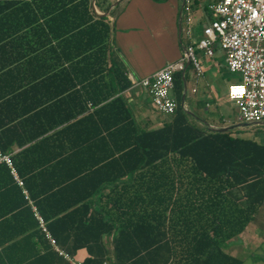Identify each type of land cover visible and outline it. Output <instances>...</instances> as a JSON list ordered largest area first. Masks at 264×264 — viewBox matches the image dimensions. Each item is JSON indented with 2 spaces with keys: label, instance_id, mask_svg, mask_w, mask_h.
I'll return each instance as SVG.
<instances>
[{
  "label": "trees",
  "instance_id": "trees-1",
  "mask_svg": "<svg viewBox=\"0 0 264 264\" xmlns=\"http://www.w3.org/2000/svg\"><path fill=\"white\" fill-rule=\"evenodd\" d=\"M6 13L0 29L43 17L67 62L59 75L76 78L77 112L48 161L34 164L29 153L49 150L50 141L12 155L22 185L0 164V264H70L48 235L76 260L85 252L83 264H244L225 243L252 223L264 234V142L239 127L215 131L185 110L182 71L175 112L157 126L139 120L123 95L133 83L112 24L92 0H0ZM6 133L0 148L11 154ZM249 256L264 261V253Z\"/></svg>",
  "mask_w": 264,
  "mask_h": 264
},
{
  "label": "crops",
  "instance_id": "crops-1",
  "mask_svg": "<svg viewBox=\"0 0 264 264\" xmlns=\"http://www.w3.org/2000/svg\"><path fill=\"white\" fill-rule=\"evenodd\" d=\"M108 1L111 2L109 11L96 7V12L99 15L108 13L104 16H108L113 27L114 49L130 79L151 76L168 62L184 57L188 39L184 34L183 0ZM204 12L209 14V20L194 32V19L199 13L196 14L191 6L193 41L204 37V30L210 23L209 7ZM0 15L10 18L7 13ZM15 25L4 22L0 29V37L6 36L0 41V134L7 132L3 138L5 144L11 145V155L18 159L29 149L50 141L49 150L39 147L38 151L29 153L34 164L44 163L58 153L60 132L76 120V78L59 75L67 62H62L59 42L50 38L43 17L21 29H15ZM200 57L203 76L198 77L191 64L186 71L192 81V97L188 101L187 80L186 89H183L185 107L208 118L212 127L229 126L232 124L228 117L230 109L235 107L238 111L237 105L228 98L229 86L222 92L216 80L206 79L207 73L214 69L229 70L225 53L216 47L214 56L200 52ZM123 95L139 120L150 117L155 126L161 124L163 116L154 111L151 98L142 88L132 85ZM221 117H224L223 125L219 122ZM68 143H74V133H69ZM24 164L28 167L31 161ZM85 255L81 253L80 261Z\"/></svg>",
  "mask_w": 264,
  "mask_h": 264
},
{
  "label": "built area",
  "instance_id": "built-area-1",
  "mask_svg": "<svg viewBox=\"0 0 264 264\" xmlns=\"http://www.w3.org/2000/svg\"><path fill=\"white\" fill-rule=\"evenodd\" d=\"M211 19L204 30V37L192 40V18L190 0L184 1V34L188 39L185 55L180 60L168 62L153 75L136 80L131 77L133 86L142 88L151 98L153 106L162 115L175 112L178 102L171 95L174 90V76L185 69L190 60L198 77L204 70L200 52L212 57L215 48L225 53L227 68L240 76V81L228 88V98L238 108V121L253 125L264 122V0H216L209 6ZM11 167L20 185L13 167L12 155L0 148V164ZM56 250L70 264H83L56 246ZM103 264H116L105 261Z\"/></svg>",
  "mask_w": 264,
  "mask_h": 264
},
{
  "label": "rangeland",
  "instance_id": "rangeland-1",
  "mask_svg": "<svg viewBox=\"0 0 264 264\" xmlns=\"http://www.w3.org/2000/svg\"><path fill=\"white\" fill-rule=\"evenodd\" d=\"M214 2V0H190L191 6L196 14L199 15L195 16L194 19V32L196 31L197 27L204 26L207 24L209 20V14L204 12L205 8L209 7V5ZM207 80H216L222 88V92L228 88V86L232 83L239 82L240 76L237 73H232L226 68L222 67L221 69H214L207 73ZM205 81H203L204 83ZM188 90H187V97L188 101L190 97H192L191 87L192 81L188 79ZM202 86V83L199 84V87ZM171 95L175 97V92L172 91ZM194 95V94H193ZM198 95V94H195ZM235 107L230 109L229 120L232 124H238V114ZM198 114V113H197ZM240 129L244 130V134L247 136H252L261 142H264V123L259 125L249 124L245 127H239ZM227 250H229L235 256H238L244 260V264H264V261L253 262L250 258L251 253L263 254L264 253V234L258 228L256 224H250L246 231L242 233L240 236H237L227 243H225Z\"/></svg>",
  "mask_w": 264,
  "mask_h": 264
},
{
  "label": "water",
  "instance_id": "water-1",
  "mask_svg": "<svg viewBox=\"0 0 264 264\" xmlns=\"http://www.w3.org/2000/svg\"><path fill=\"white\" fill-rule=\"evenodd\" d=\"M95 1L96 0H92V6H93V9H95L96 11V4H95ZM184 1L183 0V4H182V10H183V6H184ZM103 15H108V13H103ZM181 34H182V24L180 23L179 24V37H181ZM190 66V60L187 59L186 61V64H185V69L183 70L182 72V78H183V83H184V87L186 89V71L187 69L189 68ZM181 105L182 107L187 110V108L185 107V92L183 93L182 95V98H181ZM264 122L260 123V124H263ZM250 123H246V122H240L239 124H236V125H229V126H223V127H212L210 126L213 130L215 131H228L230 129H233L235 127H245V126H248Z\"/></svg>",
  "mask_w": 264,
  "mask_h": 264
}]
</instances>
